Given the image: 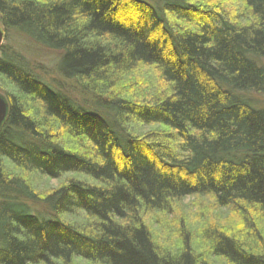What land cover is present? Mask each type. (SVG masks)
Here are the masks:
<instances>
[{"label":"trees","instance_id":"1","mask_svg":"<svg viewBox=\"0 0 264 264\" xmlns=\"http://www.w3.org/2000/svg\"><path fill=\"white\" fill-rule=\"evenodd\" d=\"M0 26L5 39L56 52L60 75L90 93L110 94L142 67L166 85L147 102L115 92L85 108L1 49L11 93L0 129V264H200L188 245H160L144 220L186 196L264 221V0H0ZM127 118L152 128L135 135ZM2 159L98 184L70 177L39 194ZM203 232L228 264H264V249Z\"/></svg>","mask_w":264,"mask_h":264},{"label":"rangeland","instance_id":"2","mask_svg":"<svg viewBox=\"0 0 264 264\" xmlns=\"http://www.w3.org/2000/svg\"><path fill=\"white\" fill-rule=\"evenodd\" d=\"M0 29H2L1 26ZM3 34L4 39L0 46V54L1 49L7 46V50H11V58L17 61L19 65L23 64L25 69L30 70L46 83L64 92L71 102L81 107L92 108L94 101H104L107 96H112L115 92L117 94L125 92L135 101L147 102L166 87L160 81L156 69L142 67L130 71L122 77L120 82L115 84L110 94L104 92L98 94V92L93 91L90 93L76 79H68L60 75L56 52H48L15 33H10L6 39L4 31ZM6 81L0 77V93L5 98H7L5 92L11 93V87ZM97 87L101 88L100 90L103 89V85ZM261 99L262 102L259 104L264 107V95ZM122 125L127 127V130L131 128L135 135L143 134L152 128L151 124L137 126V123L131 118L123 121ZM132 127H136V130H133ZM2 160L8 170L27 180L39 194L53 190L70 177L83 180L89 184H98V181L82 172H68L59 178H50L38 171L23 170L13 166L6 159ZM27 204L33 212L43 217H53V214L41 203L27 201ZM248 218L250 221L244 222L228 207L217 206L209 196H186L175 203L168 212H149L144 215L145 222L160 245L171 251H177L181 245H188L197 253V260L200 261V264H228L227 260L209 253L210 247L203 239V231L205 230L213 232L223 230L234 238H243L249 247L257 248V250L264 249V221H257L258 217L255 216H252L253 219L251 216ZM72 219L82 221L78 216ZM78 264L101 263H92L82 259Z\"/></svg>","mask_w":264,"mask_h":264},{"label":"water","instance_id":"3","mask_svg":"<svg viewBox=\"0 0 264 264\" xmlns=\"http://www.w3.org/2000/svg\"><path fill=\"white\" fill-rule=\"evenodd\" d=\"M3 39H4V34L2 29H0V46ZM7 113H8V102L6 98L0 93V129L6 120Z\"/></svg>","mask_w":264,"mask_h":264}]
</instances>
